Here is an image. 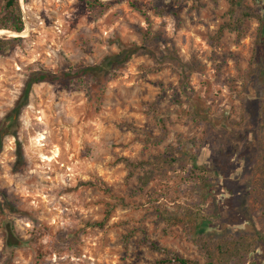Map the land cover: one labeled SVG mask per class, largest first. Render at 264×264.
<instances>
[{"label": "rangeland", "instance_id": "obj_1", "mask_svg": "<svg viewBox=\"0 0 264 264\" xmlns=\"http://www.w3.org/2000/svg\"><path fill=\"white\" fill-rule=\"evenodd\" d=\"M97 1L18 0L24 34L0 30V193L13 208L0 196V264L165 258L146 242L199 264H264V58L259 23L240 14L264 15V0ZM39 71L72 76L32 85L22 105ZM125 161L155 167L145 185L148 167ZM6 221L22 243L9 250Z\"/></svg>", "mask_w": 264, "mask_h": 264}, {"label": "trees", "instance_id": "obj_2", "mask_svg": "<svg viewBox=\"0 0 264 264\" xmlns=\"http://www.w3.org/2000/svg\"><path fill=\"white\" fill-rule=\"evenodd\" d=\"M258 1H260V0H257V2ZM95 2H98V1L95 0ZM254 2H255V0H254ZM1 4H2V16L0 18V30L4 31L6 29H9L12 32H14L13 34H16V33H18L16 35L21 34V32L23 31V24H22L21 17H20L18 0H2ZM229 4H230L231 8H236V9H239L241 7L244 8L241 0H229ZM240 14H241L242 18L257 20V22L260 25V30L258 33L257 49H256L254 56H253L254 64L258 65L260 63V60L262 58H264V15H261L259 13V10H256V9H254V10L244 9V10L240 11ZM18 41H19V38H13V39L7 40V42H9V43H15ZM0 43H1V40H0ZM118 46L120 48V54H122V52H124L125 49L121 44H119ZM0 48H1V46H0ZM120 54L113 56L111 58H108L101 66L96 67V68H92L91 71H93L97 77H101L104 74V72L111 70V69H114V67L116 65H119V63H121V60H118ZM125 58H127V57L125 56ZM77 73L80 75H83V74L87 73V70H85V71L80 70V71H77ZM71 76L72 75L70 73H64V74L58 76V75H54V74L46 72V71H39V72L32 73L28 77L27 82L24 85V89H23L22 96L20 99L22 105H25L32 85L38 84V83H50V84H52V83L56 82L57 80L60 81L61 78L68 79V78H71ZM148 107L153 109V108H155V105H151ZM18 109H19V106H17L12 111L13 117L16 116ZM263 109L264 108L262 107V110ZM127 128L129 130H135L132 127H127ZM0 149H1V133H0ZM125 163L127 166L131 167L133 170H136L138 168L148 167V169L145 170L143 177L140 179L142 185H145L148 182V180L151 178V176L153 174V170L155 169V167L149 162L129 163L128 161H125ZM191 170L194 173L200 172V169L197 168L196 166H193V168ZM100 186H102V185H100ZM0 196L3 199L4 203L8 206V209L12 210L13 208L9 205L6 197L1 193H0ZM118 202L122 203L121 200ZM3 227H4V236H5V238H4L5 239V247L8 250L14 248L18 244H22L20 242V240H18L14 236L12 227L10 226L9 222L6 221L3 224ZM12 240H14L15 242H11ZM146 244L150 249L161 252L165 256L164 259L159 260V261L155 262L154 264H199L195 260L182 259L173 253H170L166 250H161L152 242H146ZM204 264H212V263L210 261H207Z\"/></svg>", "mask_w": 264, "mask_h": 264}, {"label": "water", "instance_id": "obj_3", "mask_svg": "<svg viewBox=\"0 0 264 264\" xmlns=\"http://www.w3.org/2000/svg\"><path fill=\"white\" fill-rule=\"evenodd\" d=\"M8 32V31H7ZM9 33H12V32H9ZM7 35H8V33H6ZM5 34V35H6ZM16 34H18V33H16ZM20 35V34H19ZM19 35H17V37H12V38H21V36H19ZM9 36V35H8Z\"/></svg>", "mask_w": 264, "mask_h": 264}, {"label": "bare ground", "instance_id": "obj_4", "mask_svg": "<svg viewBox=\"0 0 264 264\" xmlns=\"http://www.w3.org/2000/svg\"><path fill=\"white\" fill-rule=\"evenodd\" d=\"M24 33L22 32L20 35H23ZM0 35H4L2 32L0 33ZM9 35V34H8ZM10 37V36H9Z\"/></svg>", "mask_w": 264, "mask_h": 264}]
</instances>
